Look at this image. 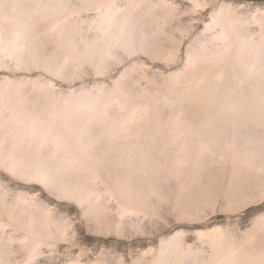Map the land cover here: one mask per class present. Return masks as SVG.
Masks as SVG:
<instances>
[{
	"label": "bare ground",
	"instance_id": "obj_1",
	"mask_svg": "<svg viewBox=\"0 0 264 264\" xmlns=\"http://www.w3.org/2000/svg\"><path fill=\"white\" fill-rule=\"evenodd\" d=\"M0 264H264V3L0 0Z\"/></svg>",
	"mask_w": 264,
	"mask_h": 264
},
{
	"label": "rangeland",
	"instance_id": "obj_2",
	"mask_svg": "<svg viewBox=\"0 0 264 264\" xmlns=\"http://www.w3.org/2000/svg\"><path fill=\"white\" fill-rule=\"evenodd\" d=\"M245 1H250L253 3H264V0H245ZM208 11H209L208 9L204 10L203 15L206 16ZM64 205L68 208H71L70 205H66V204H64ZM256 207H257V205L251 206L244 213H241L238 216H231L230 220L231 221L240 220V224H241V226H243L244 224H246L248 222L247 218H249V216L252 215V212L254 211V209ZM71 216H73V215L71 214ZM215 217L218 220H225L227 216L225 213H218ZM79 237L85 238V240L88 242V247L90 246L89 248H93L95 246L94 249H98L101 244H105V246L107 247L106 250H112L114 245H115V246H117V248L120 252H122L124 254L127 252V246L128 245H123L121 242L118 243L117 242L118 240L113 235L98 236V235H95L92 233H85L82 231V232H80ZM116 242H117V245H116ZM13 260L16 262L21 261L22 255L20 253H15V255L13 256Z\"/></svg>",
	"mask_w": 264,
	"mask_h": 264
}]
</instances>
